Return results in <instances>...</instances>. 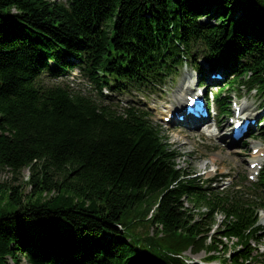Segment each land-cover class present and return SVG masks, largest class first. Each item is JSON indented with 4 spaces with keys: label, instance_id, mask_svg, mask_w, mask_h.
<instances>
[{
    "label": "trees",
    "instance_id": "16d2710c",
    "mask_svg": "<svg viewBox=\"0 0 264 264\" xmlns=\"http://www.w3.org/2000/svg\"><path fill=\"white\" fill-rule=\"evenodd\" d=\"M196 53L233 66L232 87L263 93L264 10L249 0H0V169H29L34 188L26 197L0 181V264L22 254L29 264H188L202 250L253 264L264 173L249 188L187 178L149 114L102 92L147 93ZM75 67L99 98L42 82Z\"/></svg>",
    "mask_w": 264,
    "mask_h": 264
},
{
    "label": "rangeland",
    "instance_id": "374dc122",
    "mask_svg": "<svg viewBox=\"0 0 264 264\" xmlns=\"http://www.w3.org/2000/svg\"><path fill=\"white\" fill-rule=\"evenodd\" d=\"M58 2L66 3L67 0H56ZM252 4V6L259 10V12H263L264 10V0H249ZM241 14L240 11L236 12V16L239 17ZM207 18H204V20ZM200 59H202L200 57ZM188 67V68H187ZM192 68L188 64H184L183 66L179 67V72L175 77H172L169 79V82L167 85L163 88V96L157 97L161 95L162 91L155 96L148 97L146 99H143L141 96L136 95L135 93L133 95L121 92L117 93H107L104 91V94L109 96L110 98H113L114 104L120 105L121 107L126 104H130L132 101L136 103V105L140 102L141 105L144 106H151L155 110L156 122L158 123V126L160 125L164 131V134L170 138L171 144L173 148H175L181 155V157L178 159L177 163L180 167L185 168L189 172H193L196 175L199 176L204 180L210 181L212 178L214 180H220V175L226 174L233 176L234 179L231 177L229 179L230 183L234 180V182L238 183L241 180L244 179L246 176L249 178L251 175L249 170V162L252 159V149L254 147V143L256 141H259L261 143V147L264 150V142L260 140H249L250 146L248 148H242L246 145H243V140L232 144L230 140V135L232 132V125L230 126L227 124L230 123V119L227 121L225 118H220V120L215 121L214 119L210 120V125L214 126L215 122H217V126L220 129H223L224 131L221 132L226 135L225 138L220 137L222 135H219L220 137H207L205 134H197L194 132L190 126H185L182 124L179 125H171L170 123L167 124L164 120L165 117L168 115V108L173 103L176 102L177 94H179V91L183 88H192L190 84L187 86L185 83L187 80L191 83L193 81V78L195 77V73L191 71ZM61 79V78H59ZM42 82L46 85H52L54 83H57L59 81L51 79V78H43ZM65 82V81H64ZM194 91H190L192 94ZM183 93V91H181ZM252 95L249 97L248 100L242 101L246 102L250 105V110L254 111L256 115H264V105L261 103V97L259 94L251 93ZM90 95V94H87ZM141 97V98H140ZM182 97V96H181ZM140 99L142 101H140ZM180 107H182V103L179 102ZM247 107H249L247 104H245ZM145 108V107H144ZM248 110V109H247ZM171 111V110H170ZM264 119V116L263 118ZM166 123V125L164 124ZM264 124V120H263ZM223 127H222V126ZM228 127V128H227ZM213 129H216L215 127ZM195 133L193 137L189 136L190 134ZM248 143V140L246 141ZM248 143V144H249ZM237 147H241L240 149ZM239 149V150H236ZM252 161V160H251ZM217 170V171H216ZM10 181L11 183H14L15 185L19 184L22 186L23 194L26 197L31 196L34 193V188L32 185L28 184V181L30 180V170L25 169L21 172V174H14L9 170H3L0 169V181ZM228 180V179H227ZM220 185H224V183H221ZM261 217V216H260ZM222 217L219 215L217 217L218 221H221ZM260 225L264 226V218L260 219ZM216 229V226L214 227ZM261 237V247L258 244L256 245V248L259 250V253L261 256H259V260H264V230L260 234ZM219 238V237H218ZM234 240H231V244ZM228 242V241H225ZM253 247H255L253 245ZM260 248V249H259ZM233 251V248L229 249L227 253H225V250L221 252V256L226 257L227 254H230ZM187 256H189V263L191 264H201L200 260H205L207 257V254L204 250H202L200 253L192 254L191 252L187 253ZM22 264H29L27 260L25 259L24 255L22 254L21 257ZM230 263V262H229ZM255 264H263V263H255Z\"/></svg>",
    "mask_w": 264,
    "mask_h": 264
},
{
    "label": "bare ground",
    "instance_id": "6f19581e",
    "mask_svg": "<svg viewBox=\"0 0 264 264\" xmlns=\"http://www.w3.org/2000/svg\"><path fill=\"white\" fill-rule=\"evenodd\" d=\"M206 49V48H205ZM202 52V51H201ZM183 58H184V56H183ZM175 66V65H174ZM187 82L188 83H190L188 80H187ZM191 84V83H190ZM190 89H192V88H183V92H184V94H183V96L181 97V96H178V102H180V101H183L184 99H186V96L187 95H189V93H188V91L190 90ZM125 92H123L122 94H124ZM182 103V102H181ZM106 104V103H105ZM183 104V103H182ZM187 105V103H184L183 105H182V107L183 106H186ZM178 106H180V105H178ZM242 106H243V108H244V110H249V108L245 105V103H242ZM182 107H180V108H182ZM171 113V111H169L168 110V114H170ZM168 116V115H167ZM192 118V117H191ZM254 118V116H252L250 119H253ZM202 120H204V119H202ZM201 121V120H200ZM199 125V126H198ZM197 125V127L195 128V129H193L197 134L200 132V133H202L203 132V128H206V125H202V126H200V124H198ZM200 128H202V129H200ZM198 129H200V130H198ZM214 133H216V129H212V128H209L208 129V134H213L214 135ZM189 136H191V137H193L194 136V134H190ZM223 138H225V135L223 136ZM255 147H259V145H255L254 146V148ZM262 150V149H261ZM263 161H264V159L263 158H261L260 156H255L253 159H252V161H250V165L252 164V163H254V162H258L260 165L263 163ZM250 169V173H255V171L258 169V168H256L255 170H251L252 168L250 167L249 168Z\"/></svg>",
    "mask_w": 264,
    "mask_h": 264
}]
</instances>
